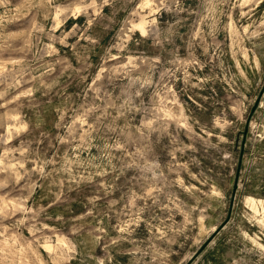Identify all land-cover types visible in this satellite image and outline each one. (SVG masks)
<instances>
[{
  "label": "rangeland",
  "instance_id": "1",
  "mask_svg": "<svg viewBox=\"0 0 264 264\" xmlns=\"http://www.w3.org/2000/svg\"><path fill=\"white\" fill-rule=\"evenodd\" d=\"M0 264H264V0H0Z\"/></svg>",
  "mask_w": 264,
  "mask_h": 264
},
{
  "label": "bare ground",
  "instance_id": "2",
  "mask_svg": "<svg viewBox=\"0 0 264 264\" xmlns=\"http://www.w3.org/2000/svg\"><path fill=\"white\" fill-rule=\"evenodd\" d=\"M138 26L141 29V31H144V28H143L142 24H139Z\"/></svg>",
  "mask_w": 264,
  "mask_h": 264
}]
</instances>
